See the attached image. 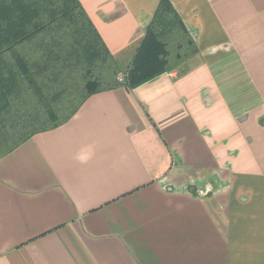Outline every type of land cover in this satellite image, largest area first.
<instances>
[{
    "label": "crops",
    "instance_id": "1",
    "mask_svg": "<svg viewBox=\"0 0 264 264\" xmlns=\"http://www.w3.org/2000/svg\"><path fill=\"white\" fill-rule=\"evenodd\" d=\"M80 1L128 59L161 0ZM170 1L197 55L0 158V264H264V0Z\"/></svg>",
    "mask_w": 264,
    "mask_h": 264
},
{
    "label": "trees",
    "instance_id": "2",
    "mask_svg": "<svg viewBox=\"0 0 264 264\" xmlns=\"http://www.w3.org/2000/svg\"><path fill=\"white\" fill-rule=\"evenodd\" d=\"M198 52L170 0L126 69L80 0H0V158L68 122L92 95L134 89Z\"/></svg>",
    "mask_w": 264,
    "mask_h": 264
},
{
    "label": "rangeland",
    "instance_id": "3",
    "mask_svg": "<svg viewBox=\"0 0 264 264\" xmlns=\"http://www.w3.org/2000/svg\"><path fill=\"white\" fill-rule=\"evenodd\" d=\"M120 60V62H121V64H122V66L125 68H127L128 66H129V64L131 63V60H132V57H130V58H128V59H125V58H123V59H119ZM125 68V69H126ZM119 79L122 81V79H123V74L119 77Z\"/></svg>",
    "mask_w": 264,
    "mask_h": 264
},
{
    "label": "built area",
    "instance_id": "4",
    "mask_svg": "<svg viewBox=\"0 0 264 264\" xmlns=\"http://www.w3.org/2000/svg\"><path fill=\"white\" fill-rule=\"evenodd\" d=\"M170 74H171V75H174V74H175V71L171 72Z\"/></svg>",
    "mask_w": 264,
    "mask_h": 264
}]
</instances>
